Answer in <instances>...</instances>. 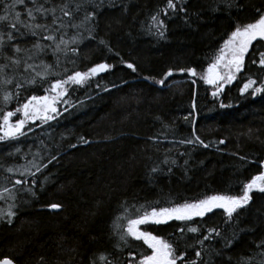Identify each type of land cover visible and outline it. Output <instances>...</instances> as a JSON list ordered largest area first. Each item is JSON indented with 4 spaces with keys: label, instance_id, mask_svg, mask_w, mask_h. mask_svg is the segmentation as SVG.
<instances>
[{
    "label": "trees",
    "instance_id": "1",
    "mask_svg": "<svg viewBox=\"0 0 264 264\" xmlns=\"http://www.w3.org/2000/svg\"><path fill=\"white\" fill-rule=\"evenodd\" d=\"M217 2L186 0V12H180L178 5L175 15L169 10L165 17L161 9L167 0H115L112 7L105 0V7L93 21L95 39L70 45L78 52L60 53L58 64L51 51L41 56L52 65L46 78L35 77L36 82L28 84L35 74L24 73L22 68L14 71L11 66L0 73L2 135L3 115L15 112L32 95H54L46 91L50 82L99 63L110 65L105 73L92 76L83 85H66L67 95L57 103L60 114L53 121H30L23 129L26 135L0 141V192L7 188L15 193L11 211L16 213L7 216L11 203L5 192L0 200L6 211L0 222V259L9 257L16 264H91L100 254L111 253L109 259L116 258L117 264H138L139 253L151 250L142 240L128 237L130 246L119 240L114 221L124 214L122 205L134 217L141 206L150 211L151 207L194 202L206 195H239L244 183L264 172V92L253 95L252 89L240 91L249 77L256 80L253 88L264 84V66L251 63L252 58L259 61L264 42H253L244 68L217 96L212 95L215 86L200 78L207 74L235 23L254 20L255 10H264V0H237L243 9L233 7L231 14L222 4L220 11H213ZM11 3L0 0V15L6 14L4 8ZM85 7L91 11V5ZM14 11L24 18L22 5H16ZM157 12L167 25L164 37L155 30L147 31ZM83 15L81 9L76 21ZM75 31L68 29V37ZM33 39L27 36L15 42L30 47ZM100 39L107 46L100 44ZM5 63L8 61L0 58V64ZM129 63L135 71L127 68ZM189 67L196 68V76L179 71ZM170 69L172 76L165 78ZM5 79L12 82L5 84ZM160 79L165 80L163 85L157 83ZM17 83L23 87L17 88ZM6 92L12 94L8 101L4 100ZM16 114L23 118L22 112ZM197 136L209 146L181 143ZM165 159L168 164L163 163ZM172 160L177 163L172 164ZM33 161L47 167L36 172ZM26 165L34 176L7 171L24 170L20 166ZM156 166L163 171L153 173ZM18 179L27 183L16 184ZM27 188L32 191L24 190ZM251 196L247 207L239 210V227L250 230L239 233L228 248L213 241L220 254L203 251L200 264H264V247H257L264 239V193L254 190ZM53 203L61 207L53 210L49 207ZM222 213L216 209L191 222L148 223L142 230L174 242L178 253L186 250L185 260L191 257L199 261L194 255L199 245L185 249L198 234L185 233L181 239L178 229L186 224L199 227L198 222L203 221L208 226H223ZM203 233L201 228L199 235ZM222 234L231 236L226 228ZM118 243L122 251L115 247ZM97 264L104 262L97 260Z\"/></svg>",
    "mask_w": 264,
    "mask_h": 264
},
{
    "label": "snow or ice",
    "instance_id": "2",
    "mask_svg": "<svg viewBox=\"0 0 264 264\" xmlns=\"http://www.w3.org/2000/svg\"><path fill=\"white\" fill-rule=\"evenodd\" d=\"M29 3L31 7H29ZM115 0H108L107 6H114ZM186 0H167L165 8L161 9L165 17L168 16L169 10L172 11L173 15L176 14L179 5L180 12H186L183 4ZM74 4V7H70ZM224 5V10L231 14V9L235 7L237 11L243 9V5L239 4L237 0H218L213 11H220V5ZM16 5H22L24 7V18H21V13L14 11ZM45 5H50L46 7ZM85 5H91V11L85 7ZM105 7V0H64L59 4H55L52 0H12L11 4L5 6V15H0V58L8 61V63L0 64V73L4 72L5 68L13 67V70L22 68L24 73L31 71L34 73V77L28 79L26 83L34 84L36 82L35 77L46 78L49 75V70L52 65L45 63L41 56L46 55L48 51L56 57V63H59L60 53L67 55L69 51L72 53H77L78 48L70 47V45H78L84 39H95L93 35L95 24L93 21L99 15V12ZM81 9L84 10V15L79 21H76V13L80 12ZM257 16L251 22L240 23L237 21L235 23L234 29L231 31L228 38L225 40L224 45L219 50V55L215 57L214 62L210 63L206 75H201L206 83L214 85L216 91L212 93L213 96H217L223 91L226 84H230L236 79V74L239 73L244 68L245 55L249 52L252 47L253 42L260 40L264 41V10L257 8ZM11 16V19H9ZM160 12L153 15L151 19V24L148 26L147 31L152 33L155 30V34L164 37L167 31V25L164 19L160 18ZM49 17L51 19L49 20ZM67 18V19H66ZM9 29L4 31V28ZM75 29L73 35L68 37V29ZM87 33V36L84 33ZM31 36L33 41L30 47H21L19 43L15 41L23 39L24 37ZM65 37H68L67 39ZM100 44L107 46V42L103 39L99 40ZM9 51L12 55L8 54ZM39 60V63L36 61ZM31 61V62H30ZM74 62V61H73ZM259 63L264 66V51L259 52V61L255 58L251 59V63ZM110 65L106 63H99L93 67H90L87 71L81 72L76 71L74 74L67 76L66 79H57L54 83L50 82V87L46 91L54 93V95L36 96L32 95L26 103H23L20 107L13 111H7L3 115V135H0V141H5L7 139H18L22 135H26L23 131L26 123L35 122L37 119L44 123L49 120L55 119L57 115L60 114L57 103L60 102L61 98L67 95V88L65 87L69 83L83 85L87 82L89 78L95 76L96 74L106 71ZM127 67L135 71L133 64H127ZM223 67L225 71L222 73L220 68ZM42 69L37 71V69ZM180 72H188L191 76L197 75V70L194 67H189L187 69L181 68ZM172 70L170 69L166 76H171ZM11 79H5L4 83H11ZM195 83V81H192ZM157 83L163 85L165 83L164 79H160ZM256 84V80L251 77L247 79L246 83L240 88L241 93H246L249 89H252L253 95L264 92V84L261 87L253 88ZM23 87L22 84L17 83V88ZM19 95V93H17ZM12 98L11 93H5L4 100L8 101ZM221 106H225L221 104ZM66 110V109H65ZM22 112L23 118H18L15 123L11 122V117L16 113ZM80 140L87 144L88 141L81 137ZM199 142L200 145L208 147L199 136L195 140L188 139L186 141H181V143L192 144ZM223 143V141H221ZM75 147L76 145H72ZM51 159H55L52 157ZM51 159L49 163H51ZM164 164H168L169 161L165 159ZM172 164H176L175 160L171 161ZM187 161H185V164ZM47 167L46 164L41 165L32 162V167L36 169V172L41 170V167ZM7 171L13 172V168H8ZM153 173L163 171L158 166L151 169ZM168 171H171L169 167ZM28 172V169L20 172L21 176H24ZM35 175V172L30 173ZM16 184H26V180H16ZM35 183V181H33ZM29 192L32 191L31 188L24 189ZM257 190L264 193V172L253 176L249 181L243 184L241 193L239 195L232 194H213L206 195L204 198L198 199L194 202H183L179 204H171L167 207H151L149 211L148 208L141 206V209H137L135 216L128 214V208L124 207V214L118 216L116 221H114V231L119 237V240L123 242L124 246H130L128 237H132L135 240H142L147 244L148 248L152 251L150 253H139L140 259L138 264H177L178 261L182 264H200L203 261L202 252L211 249V252H215L216 255L220 254V251L216 249L213 241H221L223 247H231L233 242L239 238V233L244 232L245 229L239 227V210L247 207V205L252 200L251 193ZM9 193V198L14 200L15 193L5 188L3 192H0V199L4 198V193ZM35 193L33 192V195ZM14 205H9L7 211V216L10 218L16 213L11 211ZM52 209H59L61 205L51 204L49 205ZM216 209H222L224 216L223 226L211 225L208 226L206 221L198 222L200 226L185 225L180 227L178 231L182 234L181 239L185 238L183 234L193 233L198 234L192 244L185 245L187 248H195L199 245L200 248L194 253L195 257L199 258L185 260V255L187 251L178 253L177 246L174 242H170L158 235H154L152 231L147 229H141L140 225H145L148 223L161 224L168 223L171 220L177 221H192L194 218H203L208 213H213ZM2 211V210H0ZM126 220L127 223L121 225L120 220ZM211 219V217L209 218ZM11 223V219L8 220ZM201 228L204 229V233H201ZM225 228L231 233V236L222 234L225 232ZM205 241H208V245H205ZM115 247L120 249L123 248L121 244H116ZM257 247H264V239H261ZM211 252L209 256L211 257ZM111 253L105 255L100 254L96 259L91 261V264H97V260L104 262V264H117L116 258L109 259ZM231 259V258H229ZM0 264H15L12 258L4 257L0 259ZM207 264V262H205ZM244 264H248V261H244Z\"/></svg>",
    "mask_w": 264,
    "mask_h": 264
},
{
    "label": "rangeland",
    "instance_id": "3",
    "mask_svg": "<svg viewBox=\"0 0 264 264\" xmlns=\"http://www.w3.org/2000/svg\"><path fill=\"white\" fill-rule=\"evenodd\" d=\"M15 121H16V120H15ZM51 121H53V120H51ZM35 122H37V121H35ZM2 135H3V134H2ZM7 140L10 141V140H13V139H7ZM5 141H6V140H5ZM20 167L23 168L24 170H25V169H28V172H27L26 174H29V173L31 172V169H32L31 167H29V166H27V165H26V166H20ZM24 170H22V169H21V170H20V169H14L13 172H9V171H8V173H10V174H17V175H20V172H21V171H24ZM5 195H6V194H5ZM5 195H4V196H5ZM4 198H5V197H4ZM8 198H9V197H8ZM0 200H2V199H0ZM9 200H10L11 205H13L12 203L15 202V199L12 200V199L9 198ZM0 210H2V211H0V222H2V217L5 215V212H6V211H5V209L1 208V206H0Z\"/></svg>",
    "mask_w": 264,
    "mask_h": 264
},
{
    "label": "flooded vegetation",
    "instance_id": "4",
    "mask_svg": "<svg viewBox=\"0 0 264 264\" xmlns=\"http://www.w3.org/2000/svg\"><path fill=\"white\" fill-rule=\"evenodd\" d=\"M15 119H16V115H14L13 117H11V122L15 123L16 122ZM177 222H179V221H177Z\"/></svg>",
    "mask_w": 264,
    "mask_h": 264
},
{
    "label": "water",
    "instance_id": "5",
    "mask_svg": "<svg viewBox=\"0 0 264 264\" xmlns=\"http://www.w3.org/2000/svg\"><path fill=\"white\" fill-rule=\"evenodd\" d=\"M53 210H57V209H53ZM16 264V263H15Z\"/></svg>",
    "mask_w": 264,
    "mask_h": 264
}]
</instances>
